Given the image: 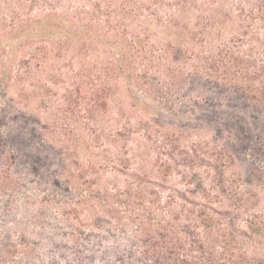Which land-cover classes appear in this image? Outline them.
Instances as JSON below:
<instances>
[{
	"label": "trees",
	"instance_id": "16d2710c",
	"mask_svg": "<svg viewBox=\"0 0 264 264\" xmlns=\"http://www.w3.org/2000/svg\"><path fill=\"white\" fill-rule=\"evenodd\" d=\"M244 1L251 22L264 23V0ZM172 23L191 46L214 49L191 79L213 80V108L198 107L220 115L210 132L180 151L168 145L158 181L136 177L95 193L82 170L79 177L46 162L52 149L37 119L18 127L0 115V264H264V39L214 41L208 27L196 34L185 21ZM164 71L174 85L183 80L182 69ZM176 157L192 167L179 186L170 181L182 167ZM196 164L207 171L196 173Z\"/></svg>",
	"mask_w": 264,
	"mask_h": 264
},
{
	"label": "rangeland",
	"instance_id": "374dc122",
	"mask_svg": "<svg viewBox=\"0 0 264 264\" xmlns=\"http://www.w3.org/2000/svg\"><path fill=\"white\" fill-rule=\"evenodd\" d=\"M174 21L196 34L208 27L214 41L264 39V23L251 22L244 0H0V115L37 119L52 149L46 162L79 177L82 170L95 193L136 177L158 181L170 164L167 146L199 142L220 116L198 109L213 108V80H191L214 49L191 46ZM174 47L177 62L169 60ZM250 49L262 61L259 47ZM166 68L182 69L183 80L172 84ZM176 171L170 181L179 186L192 167Z\"/></svg>",
	"mask_w": 264,
	"mask_h": 264
}]
</instances>
